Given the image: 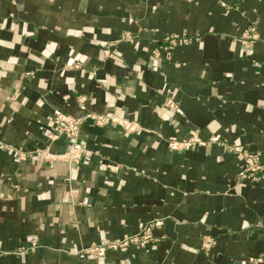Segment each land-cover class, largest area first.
Here are the masks:
<instances>
[{
    "label": "crops",
    "instance_id": "1",
    "mask_svg": "<svg viewBox=\"0 0 264 264\" xmlns=\"http://www.w3.org/2000/svg\"><path fill=\"white\" fill-rule=\"evenodd\" d=\"M0 143V264H264V0H0Z\"/></svg>",
    "mask_w": 264,
    "mask_h": 264
},
{
    "label": "built area",
    "instance_id": "2",
    "mask_svg": "<svg viewBox=\"0 0 264 264\" xmlns=\"http://www.w3.org/2000/svg\"><path fill=\"white\" fill-rule=\"evenodd\" d=\"M188 42L189 40L179 36L167 37L165 39V43L168 44L166 46V51H170L173 44H186ZM52 121L53 131L49 135V139L53 142L58 140L60 135H65L72 142V146L69 151L64 154H52L48 149L36 151V154L49 161L67 160L68 162H77L84 158L86 156L84 148L82 144L77 141L80 121L62 114L61 112H55ZM102 122V120H98L97 124H101ZM2 147L3 146L0 143V148ZM235 152L241 160L238 179L241 181L249 180L251 182L264 181V165L260 163L258 156L248 154L242 148L236 149ZM19 156L21 157V155ZM152 229L151 226H146L136 235H128L120 240L106 241L102 244H93L81 250L78 253V258L81 260L88 258H102L106 256L107 252H124L131 246L147 248L155 242L152 235ZM211 245V242H206L204 244V249L208 250Z\"/></svg>",
    "mask_w": 264,
    "mask_h": 264
},
{
    "label": "rangeland",
    "instance_id": "3",
    "mask_svg": "<svg viewBox=\"0 0 264 264\" xmlns=\"http://www.w3.org/2000/svg\"><path fill=\"white\" fill-rule=\"evenodd\" d=\"M125 39H129V36H125ZM177 45H179V43H176V44H173V47L174 46H177ZM164 50H166V47L164 46ZM103 53H104V56H106V57H109V56H107V55H111V53L109 52V50L108 49H104L103 50ZM166 55H168V54H166ZM160 59H162V58H160ZM170 105H172V104H170ZM63 114V113H62ZM54 115V114H53ZM68 116V115H67ZM71 117V116H70ZM72 118H74V117H72ZM84 118H90L91 120H93L94 121V123L95 124H97L98 123V120L100 121V119L99 118H97V117H95V116H91V115H87L86 117H84ZM83 118V119H84ZM76 120H79L80 121V123H79V125L81 124V122H82V118H75ZM103 123V122H102ZM101 123V124H102ZM78 129H79V127H78ZM52 131H53V121H52V130H51V132H50V134L52 133ZM79 132V131H78ZM49 134V135H50ZM49 135H48V138H49ZM61 136H64V137H66L65 135H60V137ZM59 137V138H60ZM58 138V139H59ZM67 138V137H66ZM68 139V138H67ZM68 141H69V143H70V147L72 146V142L68 139ZM77 141H78V139H77ZM51 142H52V140H51ZM54 142V141H53ZM79 142V141H78ZM80 143V142H79ZM171 144H172V146H174V147H177V148H179V147H191V146H194V145H196L197 144V141L196 140H194V139H192V140H189V141H187V142H174V141H172L171 142ZM83 146V145H82ZM84 148V147H83ZM69 151V150H68ZM66 153V152H65ZM153 230V229H152ZM99 244H101V243H99ZM97 245V244H96ZM152 245V244H151ZM132 247V246H131ZM148 248V247H147ZM129 249V248H128ZM141 249V248H140ZM142 249H146V248H142ZM80 259V258H79Z\"/></svg>",
    "mask_w": 264,
    "mask_h": 264
}]
</instances>
